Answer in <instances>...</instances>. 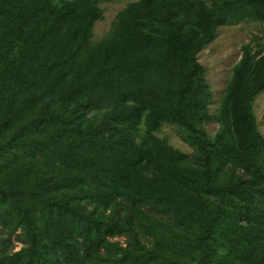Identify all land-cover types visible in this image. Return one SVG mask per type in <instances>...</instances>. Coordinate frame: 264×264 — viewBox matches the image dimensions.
Instances as JSON below:
<instances>
[{
  "label": "trees",
  "instance_id": "trees-1",
  "mask_svg": "<svg viewBox=\"0 0 264 264\" xmlns=\"http://www.w3.org/2000/svg\"><path fill=\"white\" fill-rule=\"evenodd\" d=\"M98 2L0 0V264H264V51L213 115L198 60L264 0H136L94 40Z\"/></svg>",
  "mask_w": 264,
  "mask_h": 264
},
{
  "label": "rangeland",
  "instance_id": "rangeland-1",
  "mask_svg": "<svg viewBox=\"0 0 264 264\" xmlns=\"http://www.w3.org/2000/svg\"><path fill=\"white\" fill-rule=\"evenodd\" d=\"M132 1L136 0H99L103 18L94 23V40L100 39L110 30L116 13ZM246 45L254 56L264 51L263 23L251 20L219 26L213 40L198 53V60L205 68V80L211 92L208 104L210 115L215 113L229 82L232 68L241 58ZM253 111L258 129L264 137V90L253 100ZM217 127L218 123L213 119L204 123V128L210 135ZM158 135L165 137L172 146L181 151L188 153L191 151V147L182 140L178 128L173 125L162 124ZM115 239L122 241L123 237H115ZM8 246L14 250L20 248L21 243L16 235L11 236V243Z\"/></svg>",
  "mask_w": 264,
  "mask_h": 264
}]
</instances>
